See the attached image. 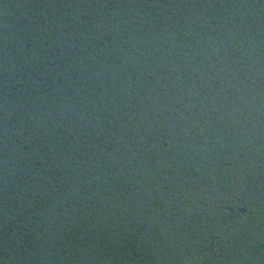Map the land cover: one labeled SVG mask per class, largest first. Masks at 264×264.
I'll return each instance as SVG.
<instances>
[{
    "label": "water",
    "instance_id": "1",
    "mask_svg": "<svg viewBox=\"0 0 264 264\" xmlns=\"http://www.w3.org/2000/svg\"><path fill=\"white\" fill-rule=\"evenodd\" d=\"M0 264H264V0H0Z\"/></svg>",
    "mask_w": 264,
    "mask_h": 264
}]
</instances>
